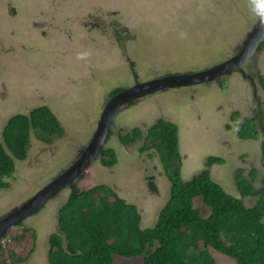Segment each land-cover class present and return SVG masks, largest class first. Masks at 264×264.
<instances>
[{"label":"rangeland","instance_id":"1","mask_svg":"<svg viewBox=\"0 0 264 264\" xmlns=\"http://www.w3.org/2000/svg\"><path fill=\"white\" fill-rule=\"evenodd\" d=\"M263 12L264 0H0V138L8 119L40 106L51 109L64 133L51 145L31 137L27 158L14 160L10 186L0 190V219L80 156L102 120L112 90L216 67L240 52ZM224 76L215 85L172 87L121 106L104 145L114 150L117 164L109 168L99 158L93 160L73 187L80 191L97 185L113 188L137 206L141 228L151 229L169 198L170 184L156 152L140 154L142 141L123 146L117 133L140 128L145 135L163 119L178 127L183 182L201 172L209 157L218 156L225 163L210 168L211 179L227 194L241 199L238 171L250 179L251 170H257L253 186L262 189L264 131L247 142L238 131L248 117L259 124L260 118L264 121L260 84L264 39L259 52ZM227 78L228 88L223 89ZM234 113L239 115L232 119ZM151 179L156 193L149 189ZM71 189H62L22 221L35 234L30 257L27 248L11 243V237L20 234L12 228L0 240L1 252L14 248L24 264H48V239L57 232L58 209ZM242 201L251 207L257 198ZM194 208L204 217L210 213L198 198ZM24 245L30 248L29 243ZM212 256L216 264H235L217 252L212 251ZM142 258L115 256L114 264H141Z\"/></svg>","mask_w":264,"mask_h":264},{"label":"trees","instance_id":"2","mask_svg":"<svg viewBox=\"0 0 264 264\" xmlns=\"http://www.w3.org/2000/svg\"><path fill=\"white\" fill-rule=\"evenodd\" d=\"M113 38L119 41L117 36ZM262 45L263 41L256 52L262 49ZM260 84L264 88L263 79ZM228 85L227 78L221 88L226 89ZM124 90H112L107 101ZM238 115L234 113L232 119ZM261 131H264V121L260 118L259 124L256 119L248 117L242 122L238 137L244 142L257 140ZM33 135L45 145H51L64 135L48 106L15 115L5 123L0 138V190L9 188L8 178L15 171L14 160L27 158ZM110 135L109 132L105 143ZM117 136L120 144L126 147L142 141L140 154L153 150L159 157L170 191L155 225L143 230L137 206L119 197L113 188L97 185L80 191L73 187L72 182L66 187L72 188L71 195L58 209L57 232L48 239V264H114L115 256L127 259L143 257L141 264H216L212 251L234 260L235 264H264V179L262 189L253 186L257 170H251L250 179L241 171L236 174L241 199L257 198L254 206L247 207L241 199L227 194L211 179L210 168L225 163L218 156L209 157L204 169L189 181L181 180L182 157L175 124L161 119L145 135L142 129L134 128L120 131ZM97 158L105 167L117 164L116 154L109 148L103 147ZM82 174L77 179H81ZM148 186L152 193H156L152 179ZM197 198L209 208L207 217L194 208ZM11 228L20 233L11 237V243L15 248H27L26 257H30L35 241L32 229L23 222ZM27 243L30 248L24 245ZM2 249L0 246V264L26 262L13 251L14 248L1 252Z\"/></svg>","mask_w":264,"mask_h":264},{"label":"water","instance_id":"3","mask_svg":"<svg viewBox=\"0 0 264 264\" xmlns=\"http://www.w3.org/2000/svg\"><path fill=\"white\" fill-rule=\"evenodd\" d=\"M263 39L264 12L258 19L252 31L247 34L246 39L242 43L240 52L234 57L229 58L225 61V63L223 62L210 70L202 72L166 76L144 83H138L111 98L106 103L100 114V117L102 120L105 119V122L103 124L101 122L98 124L96 132L89 144L82 151L80 156L76 157L77 161L75 160L76 162L74 161L71 163L67 169H65L26 203L12 211L9 215L0 219V223H2L0 238H2L11 227H14L24 221L25 218L41 208L48 200L74 182L77 176L89 168L93 160L100 153V149L104 146L107 135L109 134L113 124L114 117L118 113L121 106L135 99H139L158 91H165L172 87L174 88L179 86H197L209 81H214L221 75H229L234 70H238L245 64V62L256 52ZM225 66L226 68H224Z\"/></svg>","mask_w":264,"mask_h":264},{"label":"flooded vegetation","instance_id":"4","mask_svg":"<svg viewBox=\"0 0 264 264\" xmlns=\"http://www.w3.org/2000/svg\"><path fill=\"white\" fill-rule=\"evenodd\" d=\"M253 26H254V25H253ZM251 27H252V26H251ZM251 27H250V28H251ZM250 28H249V30H250ZM253 28H254V27H253ZM253 28H252V29H253ZM252 29H251L250 31L248 30L249 33L252 31ZM121 35L124 36V35H125V32H123ZM236 48H237V47H236ZM239 51H240V50H239ZM236 53H237V52H236ZM236 53H235V54H236ZM223 59H225V58L223 57ZM226 59H227V58H226ZM228 59H229V58H228ZM226 61H227V60H226ZM224 62H225V61H224ZM222 63H223V62H222ZM213 68H214V67H213ZM225 76H229V75H225ZM205 84H212V85H215V84H218V83L215 82V81H209V82H206V83H203V84H200V85H205ZM197 86H199V85H197ZM180 87H181V88H184V87H185V88H188V87L190 88V87H191V89L194 88V86H179L178 88H180ZM175 88H176V87H175ZM250 118H252V117H250ZM253 119H254V118H253ZM226 129H227V127H226ZM230 129H231V126H230ZM230 129H229V130H230ZM178 147H179V146H178Z\"/></svg>","mask_w":264,"mask_h":264},{"label":"bare ground","instance_id":"5","mask_svg":"<svg viewBox=\"0 0 264 264\" xmlns=\"http://www.w3.org/2000/svg\"><path fill=\"white\" fill-rule=\"evenodd\" d=\"M224 63H225V62H224ZM224 68H226V66H225ZM211 69H212V68H211ZM209 70H210V69H209ZM221 76H223V75H221ZM221 76H220V77H221ZM220 77H219V78H220ZM219 78H218V79H219ZM216 80H217V79H216ZM214 81H215V80H214ZM102 121H103V122H102ZM104 122H105V119L101 120V123H102V124H103ZM103 147H104V146H103ZM103 147H102V148H103ZM102 148H101V149H102ZM101 149H100V150H101ZM97 156H98V155H97ZM94 160H95V159H94ZM78 166H79V165H78ZM77 177H78V176H77ZM77 177H76V179H77ZM71 184H72V183H71ZM68 186H69V185H68ZM65 189H66V187H65ZM25 219H26V218H25ZM15 226H16V225H15ZM1 229H2V223H0V233H1ZM6 234H7V233H6Z\"/></svg>","mask_w":264,"mask_h":264},{"label":"clouds","instance_id":"6","mask_svg":"<svg viewBox=\"0 0 264 264\" xmlns=\"http://www.w3.org/2000/svg\"><path fill=\"white\" fill-rule=\"evenodd\" d=\"M237 54V53H236Z\"/></svg>","mask_w":264,"mask_h":264}]
</instances>
